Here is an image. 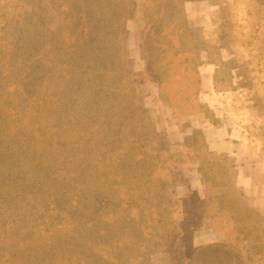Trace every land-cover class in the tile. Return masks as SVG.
I'll list each match as a JSON object with an SVG mask.
<instances>
[{
  "label": "rangeland",
  "instance_id": "rangeland-1",
  "mask_svg": "<svg viewBox=\"0 0 264 264\" xmlns=\"http://www.w3.org/2000/svg\"><path fill=\"white\" fill-rule=\"evenodd\" d=\"M75 44L85 50L71 51L69 63L81 67L86 96L71 97L83 115L70 130L58 115H35L44 94L46 105L56 100L67 70L62 55ZM11 114L34 141L43 129L52 134V123L61 134L70 131L67 142L90 154L88 175L99 168L106 176L88 178V194L75 211L82 214L75 224L85 226V237L75 242L85 243L90 264H264V0H0V141L14 129ZM139 123L150 130L144 175L139 164L127 163L128 152L119 160L111 150L121 146V132L138 134ZM155 132L168 147L158 165L151 153ZM5 157L0 152L2 189L11 182ZM205 170L210 180L203 183ZM154 180L162 211L145 199ZM95 194L99 204L88 214ZM127 208L132 222L122 223L120 210ZM42 215H33L30 226L42 223ZM142 229L144 242L136 237Z\"/></svg>",
  "mask_w": 264,
  "mask_h": 264
},
{
  "label": "trees",
  "instance_id": "trees-1",
  "mask_svg": "<svg viewBox=\"0 0 264 264\" xmlns=\"http://www.w3.org/2000/svg\"><path fill=\"white\" fill-rule=\"evenodd\" d=\"M94 40L92 39L90 42L92 43ZM85 44L88 45L89 42L86 41ZM75 47L76 44L69 50H64L62 55L64 57L63 63L67 70L65 74L60 76L61 82L58 80L59 85L57 86L58 91H56V100L50 103L52 104L51 106H49V104L46 105L49 99H46L48 96L44 98L46 94L43 93L44 97L41 98L43 101L40 108L41 112L35 115L38 116L43 114L46 120H49L54 115H58V118L60 117L65 121L64 127L70 130L71 127H74L73 121L75 120V124L79 125L77 123L79 122V116L83 115L82 108L80 109L77 105H74L75 102H72L73 100H71V97L73 95L86 96L82 72L80 71L81 67L77 66L75 63H69L73 57L69 53H71V51H76L78 53L84 48V46H79V44H77L76 48ZM110 56L112 58L113 54L111 53ZM34 59L33 54L25 59L27 69L31 70V67L34 66ZM200 65V63H195L193 68L195 71L194 74L197 77L198 88L200 86L199 79L200 76H202L199 70ZM62 66L64 65L62 64ZM184 70L188 71L187 66H184ZM188 73H190V70ZM159 81L161 88L163 84L162 78H160ZM100 95L101 92L97 96ZM162 97L164 96L162 95ZM164 101L169 104L168 106L172 107V103L169 102L170 99L164 98ZM202 105L204 104L198 101V107ZM72 107L76 113L75 118L71 116L74 114L71 112ZM28 111L34 113V111L29 110V108H27L26 113ZM11 116L10 119H12V121L9 122V126L14 127V129H9L10 132H6L3 139L0 141V152L6 156V163L10 164L8 172L9 181H11L6 187H3L4 189L1 188L2 181H0V196L1 194L3 195V197H1L2 200L0 199V223L7 222L5 226L0 225V264H90V255L86 254L87 248H84L86 247L85 243L82 240L81 243L75 242L76 238L84 235L85 230V226L75 224V216H82L81 213L77 214L75 211L79 209L77 204L80 206L82 205L81 199L79 198H85L88 194V185L91 184V182H88V178L92 179L94 177L96 182H98L100 179L106 180V176L104 177L103 173L101 174L99 168L96 169L97 173L94 172V175H88L89 168L84 161L90 154L86 148L83 150V146L82 150L78 149V151H75L73 141L69 140V142H67L70 131L68 134H61L55 130L54 124L52 123V128L50 129L52 134L43 129L42 134H40V140L34 141L32 135L25 134L29 133V131L24 121L20 119L16 120L15 118L17 117L13 114H11ZM144 117L146 118V115H144L143 118ZM76 118H78V120H76ZM84 119L88 121L86 115L83 120ZM146 119L148 120V118ZM145 127L146 124L144 123L137 124L134 131L138 134L135 133V135L132 132H121L119 139L121 146L111 149L113 150L112 158L117 157L119 160H123L125 151L128 152L126 153L127 163L139 164V174L141 175L146 174L141 164L143 163L142 161L148 158V148L150 146L144 141V139H148L150 133V130H145ZM7 128L8 127H6V129ZM83 128V126L80 127L79 132H84ZM48 134L49 137H46ZM5 136H7L6 140L4 139ZM196 136L198 137V135ZM154 137L157 144L154 145V148L151 147V153L154 152L152 158L158 161V165L162 162L161 160H164L166 148L168 147L165 136L163 142L161 141L163 137L162 133L157 134V132H155ZM200 137L202 138L201 134ZM60 138L62 139L61 141ZM141 140L142 145L139 144ZM24 145L27 146V149H25L23 151L25 153L22 154V147ZM89 146L91 145L89 144ZM106 150L108 149H104V151ZM91 151L94 159L96 161L101 160L103 165L105 162L102 160L103 154L100 150L92 147ZM224 159L227 160V167L236 173V170H233L234 163L227 153H224ZM204 161L205 160L202 159L201 164H203ZM234 173H231V177L234 176ZM207 176L208 172L205 170V175L201 178L203 183L210 180ZM78 180H80V182H77ZM165 181L167 182L166 179ZM148 182L149 178L145 176V184ZM165 186L166 183L162 182L161 187L164 188ZM150 190L151 191H149L145 199L153 202L152 206L159 209L156 211H162L163 207L161 201H158L154 197V194L159 190L155 185V180ZM77 191H81L82 194H76L75 192ZM162 191L164 190L162 189ZM226 191H228V189L221 191V195L226 196ZM74 195L78 196L79 200H76ZM88 197H90V195ZM93 197L94 200L92 204L88 205L86 208L88 214L94 211L95 206L99 204V197L96 198V194ZM155 199L157 200L156 204H154ZM214 199L215 197L211 196L209 198L210 201L206 200L204 202L208 204ZM59 201L61 203L64 202V205L60 207ZM72 204H75V207ZM167 206L168 205H166V207ZM143 208L146 207L142 206L141 209ZM39 211L45 215L46 219L44 218V221L37 226H30V218L35 214L38 215ZM120 211L124 217L122 223L127 221L132 222L126 216V213L130 211L129 208L125 209V212L123 209ZM148 214L149 213L142 214V221H146ZM152 214L153 212H150V215ZM44 215L42 216L44 217ZM221 215L222 213H218L217 216L219 217ZM158 216L159 213L156 217ZM136 222L141 223V221ZM126 224L127 223H125V225ZM165 231L168 232L167 234L169 235L172 233V231H169V227L165 228ZM162 236H164L163 232L157 234L159 240ZM84 237L85 235L83 238ZM136 237L138 241H145L143 229Z\"/></svg>",
  "mask_w": 264,
  "mask_h": 264
},
{
  "label": "crops",
  "instance_id": "crops-1",
  "mask_svg": "<svg viewBox=\"0 0 264 264\" xmlns=\"http://www.w3.org/2000/svg\"><path fill=\"white\" fill-rule=\"evenodd\" d=\"M201 88H203V85H202ZM199 94H200V93H199ZM199 94H198L199 100L202 101V98H201V96H199ZM206 136H207V135H206ZM208 146H209V148H210L211 150L213 149V146H212V144H211L210 142H208Z\"/></svg>",
  "mask_w": 264,
  "mask_h": 264
}]
</instances>
